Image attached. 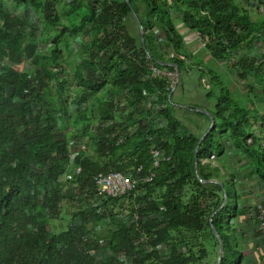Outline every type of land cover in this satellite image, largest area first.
<instances>
[{"label":"trees","instance_id":"16d2710c","mask_svg":"<svg viewBox=\"0 0 264 264\" xmlns=\"http://www.w3.org/2000/svg\"><path fill=\"white\" fill-rule=\"evenodd\" d=\"M243 1L129 0V7L125 0H0V264H216L219 242L210 216L222 191L199 178L231 189H224L227 201L212 217L222 240L220 264H250L239 240H258V219L242 205L237 181L240 175L254 180L264 195V116L253 103L247 108L234 99L208 68V82L219 92H205L215 96L213 129L197 147V178L194 149L209 119L195 111L206 128L198 135L180 132L168 97L172 85L151 75L153 66L174 70L168 63L181 73L180 55L189 53L179 22L211 57L231 63L240 78L251 76L250 87L264 93V7L255 22ZM31 10L39 20L28 21ZM70 46L82 52L73 63ZM24 60L30 66L13 67ZM36 106H43L41 115ZM71 116L74 130L61 131ZM223 138L232 144V158L201 163L224 153ZM87 142L94 153L70 159L71 149ZM152 147L163 159L152 181L118 197L97 193L99 172L148 173ZM66 173L69 179L62 178ZM71 207L63 228H56L52 222ZM98 237L105 255L94 260Z\"/></svg>","mask_w":264,"mask_h":264},{"label":"rangeland","instance_id":"374dc122","mask_svg":"<svg viewBox=\"0 0 264 264\" xmlns=\"http://www.w3.org/2000/svg\"><path fill=\"white\" fill-rule=\"evenodd\" d=\"M243 1V0H242ZM244 2V1H243ZM242 3V2H241ZM243 5L250 10V13H251V17L252 19L255 21V22H259V20L261 19V15H260V10H261V7H264V2L262 0H253L252 3H247V2H244ZM12 7H15V5H11ZM15 11H18V10H15ZM35 20H39V17H38V14L36 12H34L33 10L29 11L28 13V21L29 22H33ZM21 47L20 48H23L24 46V42H25V38H22L21 40ZM262 42V41H261ZM261 42L259 41V44H261ZM191 43V42H190ZM36 44H39V43H36ZM189 45V44H188ZM190 46V45H189ZM75 48V49H74ZM195 50H196V54L198 53L197 50H199L200 48L195 45L194 46ZM204 48V47H202ZM261 48V47H260ZM38 49H43V45H40V48ZM70 49V52H72L71 54L73 55L71 58H68V61L73 63L72 60L73 58H76L77 56H79L82 52L81 50H78L76 49L75 46H70L69 47ZM73 49H74V52H73ZM264 50V49H262ZM77 51V52H76ZM200 51V50H199ZM76 52V53H75ZM248 54H251L250 52ZM72 59V60H71ZM191 64H192V68L194 67H198L200 69V73L201 74V79L204 80V83L201 84L202 86V89H205V90H208L209 88L212 89L214 92H215V95H218V88L214 85V82L212 83H209L208 80H209V76L207 74V69L211 67V62L207 63L206 61L204 60H201V58H198V57H192L191 58ZM194 64V65H193ZM27 66H30V63L29 61L27 60H24L23 63L21 64H17V65H14L13 67L17 70H24L25 68H27ZM191 68V66H190ZM229 70L231 72H233L230 68ZM218 75L220 76V79L221 81H225L222 74L218 73ZM190 78L191 79H196V76H193V75H190ZM246 78H249V77H246ZM199 83H201V81H195L194 85H196L197 87L200 88L199 86ZM72 86H70V96L74 94V91L72 89ZM201 89V90H202ZM201 90H195V97H198L202 94V91ZM99 96V95H98ZM110 96V93L106 92L105 95L103 96V99L105 100V98H109ZM245 97H248V94L245 93ZM215 96L211 97V98H207V100H202L200 99L199 101H197V103H200L202 101H205L206 103H212L214 104V101H215ZM241 100H243V98H240ZM175 100H177L176 98L173 99V101L175 102ZM180 100V99H178ZM197 100V99H196ZM208 100L210 102H208ZM235 101V100H234ZM200 105V104H199ZM71 107V106H70ZM72 108V107H71ZM36 109H40L38 110V114L41 115V113L43 112V106H41L40 108L38 106H36ZM173 110V114L174 115H177V117H179L180 119V124L184 125V129L188 132H191L193 133L194 135H198L200 133V131L204 130L206 128V122L204 119H202V117L200 116H196V115H191V114H188V115H184L185 111L183 109H177L176 107H172L171 108V111ZM176 110H179L180 113H176L175 111ZM71 120H72V116L69 117V119H66L65 121H63L61 123V131H73L74 130V127H73V124L71 123ZM254 126L256 128H260L261 125L258 123H255ZM264 128V127H263ZM208 129V127H207ZM206 129V131H207ZM185 130H180V132H185ZM263 132H264V129H263ZM249 133V132H248ZM264 136V135H263ZM85 142V141H84ZM231 144V143H230ZM225 145H226V142H225ZM232 145V144H231ZM71 153H70V156H73L75 153L77 152H84L85 154H93L94 153V147L93 145L90 143L88 144L87 143H84L83 146L80 147L77 146V147H74L73 149H71ZM72 157H70L71 159ZM214 160L215 162H218V158L215 156L214 157ZM71 163V161H70ZM69 163V164H70ZM243 164V162H234V166H237V167H240L241 165ZM213 165H216V164H213ZM78 168V167H77ZM75 168V173H78V169ZM80 171V169H79ZM221 174V173H220ZM71 177V175L69 173H66L62 178L63 179H69ZM219 179H221L222 177L220 176H217ZM241 175L239 176V180L237 181V184H238V192H239V195L243 196L244 194H246L247 192H249L250 190V193L251 194V199H252V204H251V207L249 208V212L248 214H251V215H254V206L256 207L257 204H263L264 203V199H261V198H257L258 196V193H257V186H256V182H254V180H249V179H241ZM62 179V180H63ZM218 180V179H217ZM219 181V180H218ZM220 182V181H219ZM221 183V182H220ZM222 185V184H221ZM220 186V185H219ZM221 187V186H220ZM65 189V188H64ZM224 189L229 193V190L230 187L228 186V184L225 183L224 185ZM223 189V187H221V191H222V199H223V193L225 192V190ZM246 191V192H245ZM254 194V196H253ZM245 197V196H244ZM76 198V197H75ZM77 200L74 199V201L72 202V204H75ZM71 204V206H72ZM243 206H248L246 205L245 203H242ZM66 207V203H63L61 205V210L63 211V209ZM70 210H74V208L71 207V209H67L66 210V215L65 217L62 216V214L60 213V217H62V221H54L52 222L56 228H63L65 222H66V219L69 217L71 211ZM120 210V207L119 206H115L113 208V211L117 212ZM127 211V210H126ZM248 214L246 215V218H251V217H248ZM121 215L122 212H121ZM125 215V214H124ZM129 218H133V221H134V215H129ZM249 221H252V219H249ZM251 223V222H250ZM56 228L54 231H56ZM246 230V229H245ZM98 231V234L99 235H103L105 234L106 232V229H105V226L104 227H99V229H97ZM99 238V241L97 242V247H98V251H90L91 254H93V258L94 260H97L98 257H101L103 255H105V252H104V240L103 238L101 237H98ZM260 241V239L258 238V240H249L248 242H246L245 240L241 239L239 242L241 245H244V254L245 256L248 257V259L250 260V264H264V249H263V244L258 242ZM260 244L259 246H256L257 244ZM162 248V247H161ZM255 249V250H253ZM255 251V252H254ZM122 255L121 253H119V256ZM161 255H165V252L164 250H162V253ZM218 258V257H217Z\"/></svg>","mask_w":264,"mask_h":264},{"label":"crops","instance_id":"0c3cea01","mask_svg":"<svg viewBox=\"0 0 264 264\" xmlns=\"http://www.w3.org/2000/svg\"><path fill=\"white\" fill-rule=\"evenodd\" d=\"M175 25L179 29V32L183 36L184 46L187 49L189 55H187V57L186 56L181 57V55H180V58L184 62V66H183L181 73L179 74V78L181 77V80H180L181 82L178 79V81H177L178 85H175L174 88H171V90L173 89L171 92L172 93V99L171 100H172L173 107H176L177 109H183L185 111L184 115H188V114L195 115L194 112L199 111V110H206L207 112L209 111V113H210V111L213 110V104L205 102L207 100V97L205 96L206 90L202 89V86H201V84L204 83V80L201 79V74H199L200 72L198 71L199 68L198 67L192 68V64L190 62L191 56L197 55L199 58H201V60H204L207 63L211 62L210 68H212L217 74L218 73L222 74V76L225 80L223 82L229 88L230 95L234 99H236L240 104L247 106V108L251 107L250 105H251V103H253L256 112H258L259 115L264 116V93L261 92V89L259 86L253 85L252 87H250L251 84L254 82V79L249 75H246L242 78L238 77L235 70L232 69V66H230V65H232L231 63L226 64V61L224 60V58H220L218 56H216L217 58L211 57L209 52H206V50L202 49V47H204V43H202L199 40V38H196L195 37L196 35L194 33L188 32L186 29H184L182 27V25L179 22H176ZM195 45H197L200 48L199 49L200 51L197 50L198 51L197 54L195 53L196 52V50L194 48ZM190 66H191V68H190ZM229 68L233 72H231L229 70ZM190 75L196 76V79H191ZM246 77H249V78H246ZM195 81H198V82L201 81V83H199L200 88L197 87L196 85H194ZM251 88H253L254 94L256 95L255 99L251 95V93L253 91ZM196 89L198 91L202 89L201 90L202 94L198 97H195V90ZM245 93L248 94V97H245ZM175 98L177 100H175V102H174L173 99H175ZM240 98H243V100H241ZM178 99H180V100H178ZM200 99L205 100V101L197 103V101H199ZM208 102H210V101L208 100ZM195 106H198L199 108L197 109ZM175 112L180 113L179 110H176ZM172 114H173V110H172ZM250 116H251V121H252V113L250 114ZM174 117L177 121H179V123L181 122L179 117H177V115H174ZM180 126H181V128H179V129L185 130L184 125L180 124ZM253 127H254V130L258 129L254 126V124H253ZM179 129H178V131H179ZM201 133H199V134H201ZM204 133H202L200 135V137L202 135H204ZM223 140L225 141L226 139L223 138ZM225 148H226V150L224 151V153L221 156L212 155L211 159L210 158L209 159H201L200 162L205 163V164L209 163L210 166H216L220 162L221 163L224 162L223 160H224L225 156L232 158L233 147L230 144V142L226 143ZM215 156L218 158V162H215V160H214ZM213 164H216V165H213ZM214 180H217V179H214ZM237 186H238V184H237ZM250 191L247 192L246 194H244L241 198V202L248 205V207H251V204H252L251 194H249ZM257 193H258L257 198L258 197L261 199L264 198L263 193L259 191L258 187H257ZM253 196H254V194H253ZM254 212H256L255 209H254ZM234 225L237 226L238 224L236 222H234ZM256 231H257V229H256ZM257 234H258V232H257ZM246 242H248V241H246ZM242 246L245 247L244 245H242Z\"/></svg>","mask_w":264,"mask_h":264},{"label":"built area","instance_id":"2783aa9c","mask_svg":"<svg viewBox=\"0 0 264 264\" xmlns=\"http://www.w3.org/2000/svg\"><path fill=\"white\" fill-rule=\"evenodd\" d=\"M262 1L264 2V0ZM151 75L166 79L167 82L172 85V88H174V86L177 83V72H175L174 70H169L166 68H158L156 66H153L151 68ZM119 140L122 141V138H119ZM149 152H150V163L148 169L150 170L148 173H146L142 177H138V176H133L131 173H124L123 171H111L108 173L99 172L93 177L94 185L97 193L99 195L118 197L128 193L129 191H132L140 183L143 182L146 183L152 181L154 179L153 169L157 168L161 160L163 161V159H162V154L157 148L152 147L149 149ZM71 157L73 158V156ZM77 169L79 172V168ZM254 209L256 210V214H257L256 216L258 219V227H257L258 237L261 243L263 244V249H264V203L257 204L256 207L254 206ZM133 215L135 219L138 218L137 212H135Z\"/></svg>","mask_w":264,"mask_h":264},{"label":"water","instance_id":"95a60500","mask_svg":"<svg viewBox=\"0 0 264 264\" xmlns=\"http://www.w3.org/2000/svg\"><path fill=\"white\" fill-rule=\"evenodd\" d=\"M125 2H126L127 5L130 7L129 0H125ZM132 14H133V18H134V20L136 21V23H137V25H138V27H139V29H140L141 41L143 42V38H142V34H143V32H142V28H141V26H140V23H139V21H138L137 15H136V13H135L133 10H132ZM147 57L149 58L148 55H147ZM168 65H169V66H172V67L174 68L175 72H177V81H178V79H179V73H178V72H179V71H178L177 65L172 64V63H168ZM172 90H173V89H172ZM172 90H171L170 93L168 94V97H170ZM199 111L202 112V113H204L205 115H207V117H208V119H209V126H208L207 131L204 133V135H202V136L197 140V142H196V147H195V149H194V163H193V166H194V172H195V175H196L197 178H199V176H198V174H197V170H196V167H197V147L199 146L200 142H201L202 140H204L205 137H206V136L212 131V129H213V117L211 116V114H210L209 112H207L206 110H199ZM199 180H200L201 182H214V183H217L218 185H220V186L222 187L221 183H220L218 180H214V179L201 180L200 178H199ZM226 201H227V195H226V193L224 192V193H223V199H222L221 204L219 205V207H218L215 211L212 212V214H211V216H210V227H211V230H212V232L214 233L215 237L217 238V240H218V242H219V247H218V258H217V262H216V264H220V262H221V259H222V256H223V247H222V240H221V237H220V235H219V232L217 231V229L215 228V226H214L213 223H212V217H213V215H214L218 210H220V209L224 206V204L226 203Z\"/></svg>","mask_w":264,"mask_h":264}]
</instances>
